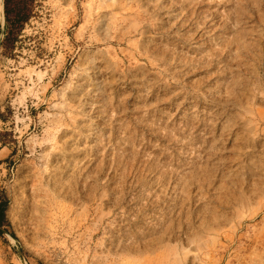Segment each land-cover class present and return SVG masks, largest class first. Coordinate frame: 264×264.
Masks as SVG:
<instances>
[{"label": "rangeland", "instance_id": "374dc122", "mask_svg": "<svg viewBox=\"0 0 264 264\" xmlns=\"http://www.w3.org/2000/svg\"><path fill=\"white\" fill-rule=\"evenodd\" d=\"M33 14L0 30V264H264V0Z\"/></svg>", "mask_w": 264, "mask_h": 264}, {"label": "trees", "instance_id": "16d2710c", "mask_svg": "<svg viewBox=\"0 0 264 264\" xmlns=\"http://www.w3.org/2000/svg\"><path fill=\"white\" fill-rule=\"evenodd\" d=\"M35 0H3L4 24L0 30L3 33V45L5 48L12 49L18 35L25 24L34 16ZM6 203L0 201V226L4 221Z\"/></svg>", "mask_w": 264, "mask_h": 264}, {"label": "bare ground", "instance_id": "6f19581e", "mask_svg": "<svg viewBox=\"0 0 264 264\" xmlns=\"http://www.w3.org/2000/svg\"><path fill=\"white\" fill-rule=\"evenodd\" d=\"M1 4V3H0Z\"/></svg>", "mask_w": 264, "mask_h": 264}]
</instances>
